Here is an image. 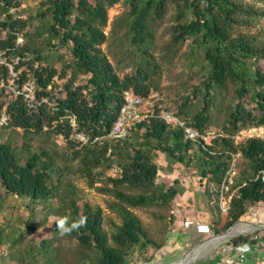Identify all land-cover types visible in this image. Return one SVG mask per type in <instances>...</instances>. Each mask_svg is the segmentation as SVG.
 I'll use <instances>...</instances> for the list:
<instances>
[{
  "label": "trees",
  "instance_id": "1",
  "mask_svg": "<svg viewBox=\"0 0 264 264\" xmlns=\"http://www.w3.org/2000/svg\"><path fill=\"white\" fill-rule=\"evenodd\" d=\"M119 1L107 0L110 6ZM169 2L176 5L179 15L185 19L175 27V44H183L193 37L195 44L205 46V60L210 67L205 83L207 104L192 121L155 103L157 115L169 112L200 132L211 130L208 112L213 104V85L225 87L232 80L238 83L241 101L231 115L230 125L223 130L229 137L216 139L207 146L203 142L186 139L181 128L168 125L158 116L138 124L125 139L109 136L123 106L125 91L132 90L145 99L148 93L138 77L121 79L103 52L101 45L108 37L100 26H106L109 17L101 0L42 2L46 7L42 16L49 19L50 32L69 48L73 65L86 77L83 84L75 85L73 81L65 84L64 97L58 96L57 92L58 80L65 79L68 74L66 68L59 70L43 63L44 56L38 49L26 45V41L23 45L18 43L19 37L26 40L28 36L24 33L28 21L21 20L18 12H10L21 6L18 0H0V5L6 10L4 19H0V116L5 115L10 127L25 134L54 132L72 146L86 150L83 162L89 174L93 167L119 159L125 150L128 152V148L133 147L134 155L119 166V175L110 179L116 188L125 185L155 188L160 168L142 148L149 145L183 164L194 161L197 150L198 159L203 163L202 177L210 183V194L214 196L211 186L223 181L231 153H241L239 167L247 161L251 171L238 184L240 188L233 198L227 220L218 230L217 234H221L245 219L250 209L264 204V184L254 180L264 171V138L237 142L232 137L242 129L264 127V72L256 69L253 73L245 67V60L249 58L264 59V44L257 45L252 34L255 19L263 17L264 11L238 0H129L128 27L132 43L142 53L152 56L146 49L154 38L150 21L163 18ZM10 65L16 74L25 68L17 79L10 80ZM30 81H33L35 91L33 97L27 99L23 89ZM245 96H250L255 104L252 110L245 106ZM142 131L144 143L138 140L136 145L129 142L132 134L139 135ZM78 135L84 136L86 141ZM17 150L18 147L0 140V197L3 194L14 195L25 199L30 209L41 207L50 211V201L57 197L55 174L58 167L44 151L23 160ZM176 195V191L170 189L158 197L124 198L133 206H139L155 199L168 204ZM63 207L62 211L70 218L66 222L70 234L83 245L98 250L100 258L94 264H126L129 251L137 247L144 237L138 220L126 212L124 223L114 236L118 247L110 246L102 229L100 209L94 210L88 204L81 207L74 199L69 206ZM39 252L47 253L44 245Z\"/></svg>",
  "mask_w": 264,
  "mask_h": 264
},
{
  "label": "rangeland",
  "instance_id": "2",
  "mask_svg": "<svg viewBox=\"0 0 264 264\" xmlns=\"http://www.w3.org/2000/svg\"><path fill=\"white\" fill-rule=\"evenodd\" d=\"M18 1L21 6L10 12H18L17 16L21 20L28 21L24 31L28 36L26 40L23 36L19 37L18 43L23 45L26 41V45L30 44L38 49L44 56L43 63L59 70L66 68L68 74L65 79L58 80L57 92L58 96L64 97L65 84L73 81L75 85H80L86 81V77L73 65L74 59L69 48L50 32L49 19L42 16L46 9L42 5L45 0ZM101 1L107 8L109 17L106 26H100L108 37L101 48L120 78L124 80L138 77L148 93V100L192 121L207 104L205 83L210 67L205 60V46L195 44L193 37L183 44H175V27L185 21L179 15L176 5L169 2L166 15L150 21L154 38L146 48L152 55L149 56L132 43L127 19L129 0H120L113 6L107 0ZM238 1L248 2L264 11V0ZM5 12L4 6L0 5L1 20L4 19ZM252 34L257 45L264 44V16L255 19ZM5 37L6 33L3 34V38ZM10 67V80L17 79V75L25 69L23 67L16 74L13 65ZM245 67L253 73L256 69L264 72V59L249 58L245 60ZM26 87L31 89L32 98L35 91L33 81ZM23 90L28 89L24 87ZM212 96L213 104L208 112L209 127L223 131L225 126L230 125L231 115L241 101L238 83L229 80L225 87L214 84ZM243 100L248 109L254 108L255 104L250 96H245ZM143 133L132 134L129 142L135 145L137 140L144 143ZM0 140L18 147L17 152L23 160H27L33 153L40 154L44 151L58 167V173L55 174L58 181L57 197L50 201V211H44L41 207L30 209L25 199L14 195L3 194L0 197V264L96 263L100 258L98 250L83 245L69 232L66 222L70 218L62 210L63 206L70 205L72 199L81 207L88 204L94 210L102 211V229L107 235L108 245L113 247H118L114 236L124 223V214L130 213L138 220L144 237L137 247L129 251L126 264L176 263L185 254L193 253L210 237L196 234L193 229L185 230L182 226L184 219L203 220L213 226L216 234L227 220L228 214L221 213L215 197L210 194V183L202 177L203 163L198 159L197 150L194 161L183 164L145 145L143 150L160 168L155 188L143 189L127 185L116 188L110 179L118 176L119 166L134 155L133 147L128 148V152L125 150L119 159L105 161L102 166L93 167L89 174L83 162L87 151L72 146L54 132L25 134L8 124H0ZM250 171L249 163L244 161L238 182ZM170 189L175 190L177 195L168 204L155 199L147 204L133 206L124 198L158 197L160 193H167ZM254 213L258 215L254 216ZM255 218L264 219L262 204L250 209L244 220L256 222ZM173 227L176 228L175 234ZM41 245L45 246L47 253L39 252ZM204 259L196 264L213 263L212 260L204 262Z\"/></svg>",
  "mask_w": 264,
  "mask_h": 264
},
{
  "label": "built area",
  "instance_id": "3",
  "mask_svg": "<svg viewBox=\"0 0 264 264\" xmlns=\"http://www.w3.org/2000/svg\"><path fill=\"white\" fill-rule=\"evenodd\" d=\"M26 86L24 87L28 90H23V93H25L27 99H30L31 89ZM123 98L124 102L119 117L113 124L109 135L113 139H125L138 124L157 116L168 125L181 128L186 139L194 142H203L207 146L212 145L216 139L229 137L225 132L213 129L200 132L189 127L183 119L169 112L157 115L155 103L143 98L132 90L125 91ZM7 121L8 119L5 115L0 116V124L5 125ZM72 121L75 126V117L72 118ZM78 137L86 141L84 136L78 135ZM232 137L237 142L255 137L264 138V127L242 129ZM98 139L94 140V142ZM241 157V153H231V161L223 181L219 185L212 184L211 186V191L215 193V202L223 214L230 212L233 198L240 188L238 178L240 175L239 161ZM254 180L264 184V171L256 175ZM182 226L185 230L193 229L196 234L210 236L201 244L220 237L219 234L215 233L213 226L203 220L184 219ZM238 227L241 229L235 231ZM172 231L175 234L176 228L173 227ZM211 260L213 261L212 264H264V221L255 224L246 222L243 219L235 223L231 228V235L222 239L204 262Z\"/></svg>",
  "mask_w": 264,
  "mask_h": 264
},
{
  "label": "bare ground",
  "instance_id": "4",
  "mask_svg": "<svg viewBox=\"0 0 264 264\" xmlns=\"http://www.w3.org/2000/svg\"><path fill=\"white\" fill-rule=\"evenodd\" d=\"M241 229L238 227L235 231ZM222 241V237H217L212 241L205 242L204 244L200 245L195 249L193 253H189L185 255L182 259H180L178 262L173 264H196L199 263L198 261H205L211 254V252L214 250V248ZM149 264H160V263H149Z\"/></svg>",
  "mask_w": 264,
  "mask_h": 264
},
{
  "label": "water",
  "instance_id": "5",
  "mask_svg": "<svg viewBox=\"0 0 264 264\" xmlns=\"http://www.w3.org/2000/svg\"><path fill=\"white\" fill-rule=\"evenodd\" d=\"M231 228H232V227H230L225 233L219 234V236H221L222 239H225V238L229 237V236L231 235ZM183 257H184V256H183ZM183 257H182V258H183ZM170 264H171V263H170Z\"/></svg>",
  "mask_w": 264,
  "mask_h": 264
},
{
  "label": "crops",
  "instance_id": "6",
  "mask_svg": "<svg viewBox=\"0 0 264 264\" xmlns=\"http://www.w3.org/2000/svg\"><path fill=\"white\" fill-rule=\"evenodd\" d=\"M257 215H258V214L254 213V216H257ZM254 220H255L256 222H251V223L259 224L260 222L264 221V219H263V220H260L259 218H255Z\"/></svg>",
  "mask_w": 264,
  "mask_h": 264
},
{
  "label": "clouds",
  "instance_id": "7",
  "mask_svg": "<svg viewBox=\"0 0 264 264\" xmlns=\"http://www.w3.org/2000/svg\"><path fill=\"white\" fill-rule=\"evenodd\" d=\"M81 223H83V222L81 221Z\"/></svg>",
  "mask_w": 264,
  "mask_h": 264
}]
</instances>
